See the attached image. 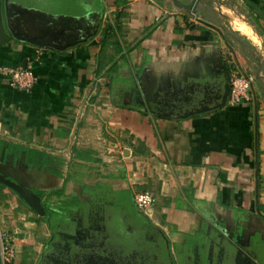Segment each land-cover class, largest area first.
I'll return each instance as SVG.
<instances>
[{"label": "crops", "instance_id": "0c3cea01", "mask_svg": "<svg viewBox=\"0 0 264 264\" xmlns=\"http://www.w3.org/2000/svg\"><path fill=\"white\" fill-rule=\"evenodd\" d=\"M8 1L7 16L0 0V67L29 64L38 82L20 90L0 73V183L51 196L63 189L61 196L81 201L95 185L97 193L107 192L116 221L132 225L144 218L166 233L181 264L246 260L238 251L242 241L264 225V46L251 61L246 43L222 32L212 6L221 26L195 19L201 27L190 29L185 16L194 19L171 9L169 0H127L122 23L133 43L112 37L116 47L106 51L113 57L106 70L114 66L98 74L104 18L117 12L116 0L111 11L102 0L82 14ZM252 1L264 10V0ZM202 2L205 9L210 1ZM239 20L237 30L262 45ZM259 25L264 32V17ZM12 30L49 45L22 41ZM228 53L255 80L250 101L231 105L229 93L220 106L227 83L222 55ZM144 191L156 198L152 218L135 203ZM0 196V229L10 216L18 226L39 227L41 212L26 214ZM37 237H27L30 252L16 264L34 253L38 242L30 248L29 241ZM262 242L256 236L257 248Z\"/></svg>", "mask_w": 264, "mask_h": 264}, {"label": "rangeland", "instance_id": "374dc122", "mask_svg": "<svg viewBox=\"0 0 264 264\" xmlns=\"http://www.w3.org/2000/svg\"><path fill=\"white\" fill-rule=\"evenodd\" d=\"M114 1L115 0H106L108 11H111L110 10L111 7L115 6V5L113 6ZM181 1L189 2L191 0H181ZM202 1H210L209 5L206 6L208 9L207 8L205 9L208 11L211 6L213 7V9L221 17L223 27L228 32L227 35L229 37L233 36L235 38L242 39L243 43H246V48L249 50V52L252 55L251 61L256 62L257 58L260 55L258 49L264 46V32L263 30L261 31L260 28H258L255 25L256 23L255 19L252 16L251 10L246 4L245 0H200L197 6V11L198 9L202 8L201 7V5L203 4ZM41 4L42 6L47 7L49 10L51 9L57 10L58 7L60 6V4L57 7L54 4L50 5L48 1L43 2ZM116 13L117 12H113V11L108 12V16L104 18L106 20L107 26H109L112 23V21L115 19ZM234 18L241 19L242 24L244 26V32H246L249 35L255 34L254 35L255 37L253 38H255L257 42L261 41L262 45L256 43L248 35L237 30V28H241L242 26L238 24V21L237 22L234 21ZM192 19H194L193 20L194 22L198 23V21L195 20L196 17H192ZM124 21H127V20H124ZM244 24H246V27ZM120 27L122 30L115 32L114 34L111 33V36L117 39L116 41H120V42L124 41L126 43L130 41L131 43L129 44H132L133 40H130V39L128 40V38H125V37H128V35L125 34L127 32V25L126 24L123 25V23H121ZM246 30H249V31L247 32ZM222 37L223 39L226 40L224 43L225 45H227V36L224 34L222 35ZM229 52H231V50ZM224 56L226 59L224 58ZM222 58L225 59V64H227V66L229 67V73H228L229 84H230V75L232 71H239V73H242V74L248 73V72H245V70L240 69L238 66H236V63H238L239 61H236L233 58V55L231 53L222 55ZM106 193L107 192L105 191H100L99 193H97L95 185L89 186V190L87 192L86 198L82 197L83 198L82 201L80 197L77 195L61 196L62 194H53L51 196V195H41L40 193H36L37 198L34 200V203L38 202L39 200L42 207L45 205V203H47L52 207V209L57 210L60 213V216L53 219V223L50 224L44 219L43 212H41L42 218L39 221L40 225L38 228H37V225L33 226L31 224H29L26 227L24 223H23V226H20V225L18 226L19 223L18 224L16 223L17 219L15 220L13 216H10V217L8 216L9 217L7 218L8 223L4 227V230L9 233L12 241L16 244L17 248L22 249V256L20 257V259L16 260L15 262L20 261L21 259H24L25 257L24 254L27 255L30 252L28 251L25 245L26 244L25 240H27V237L33 236L34 234H35V237L38 236L37 238L44 237L48 239L54 229V230H57L56 234L60 236V239H65V237H67V239H70L68 237H73L68 232H65V231H72V232L75 231L74 237L83 235L85 236V238L90 236L96 241H98V239H101V234H104L105 227H106L105 217L108 215V213L110 214V211L107 210L108 206L110 205L106 203V201H110V200L108 198V194L106 195ZM142 219H138L136 223L132 224L133 226L131 227L133 230L140 229L139 224H140V220ZM25 220H28V218L26 217ZM25 220L22 219V221H25ZM144 222L146 221L143 220L141 222V225H143V227H144ZM145 228L147 229V227ZM124 230H126V227ZM22 231L24 232V237L23 235H21ZM138 238L139 237L135 238L136 239L135 242L138 240ZM36 242H38L37 246L33 250L34 252L33 254L35 255V257H37L41 253V249H42V244H40L41 242L38 240H36ZM63 243L64 241L61 242L60 244L64 245ZM56 244L58 247L57 242ZM238 251L242 252V248H240ZM15 262L14 264H16Z\"/></svg>", "mask_w": 264, "mask_h": 264}, {"label": "flooded vegetation", "instance_id": "af4514ba", "mask_svg": "<svg viewBox=\"0 0 264 264\" xmlns=\"http://www.w3.org/2000/svg\"><path fill=\"white\" fill-rule=\"evenodd\" d=\"M143 220L145 219L140 220L139 224L141 230H133L131 227L133 225L121 223L115 235H112L107 224L104 234H101V239L98 241L90 236L74 237L75 231H65L74 237H68L70 239L67 237L60 239L59 235L52 232L48 238L49 241L41 243V253L37 257L33 253L29 254L24 264H181L169 244L166 233L153 226L150 221L145 220L143 227L141 225ZM125 227L126 230H124ZM261 229L254 233L255 237H249L248 242L242 241L246 260H243L241 264H264L260 258H257L260 255L259 250L264 253L263 224ZM256 236L263 241L258 248L255 246ZM136 237L139 238L135 242ZM62 240L64 245L60 244ZM21 255L22 252L19 258ZM221 259H223L221 256L217 258L219 261ZM208 262L209 260L205 261L204 258L199 261V264H208Z\"/></svg>", "mask_w": 264, "mask_h": 264}, {"label": "trees", "instance_id": "16d2710c", "mask_svg": "<svg viewBox=\"0 0 264 264\" xmlns=\"http://www.w3.org/2000/svg\"><path fill=\"white\" fill-rule=\"evenodd\" d=\"M10 1H18L26 6H30V7H41L43 2L48 1V3L50 5L54 4L56 5V7L60 4V6L58 7L57 10H52L51 11H55L56 13H72V14H82L83 11L85 10H90L91 8L93 9H97L99 8L100 4L102 3V0H10ZM170 2V8L175 10V11H181L184 10L182 8H180L179 6L175 5L173 3L172 0H169ZM246 4L248 5V7L251 10V14L255 19V25L258 28H261L259 25V19L261 17H264V10L261 9L255 2H253L252 0H245ZM115 4L117 5V13L115 16V19L112 21V23L107 27V29H105V38H104V44H103V54L102 56L99 58V67H98V74H102V72L104 70L107 69V66L112 62L113 57L109 54L107 55L106 51L108 48H110L111 46H113V48L115 49V45H112V36H111V31L108 32V29H110V27H112L115 24H119V26L117 27V30H122L120 28V25L123 21L124 18H126V12H125V8L127 6V0H116ZM42 8H47L45 6H42ZM48 9V8H47ZM208 9V8H207ZM49 10V9H48ZM256 13V14H255ZM214 10L210 7L209 10L207 11L206 9H198L197 11V17L198 20L200 21L201 24H207L208 26H215V27H219L221 26V21L214 16ZM211 15V16H210ZM185 21H186V25L187 28L190 29H197L199 27H201L200 23H195L193 21L190 20L189 17L185 16ZM220 29H222V32H227L226 29H224V27H220ZM118 44V46L120 45L118 42H116ZM228 44H232V42H228ZM231 48L236 51V49H234L233 44L231 45ZM113 50V49H112ZM122 50V46L120 47L119 51ZM114 65H112L108 70H106V72H111V69ZM223 68L225 69V72L227 74V82L229 83V67L226 66L224 64ZM63 185H66V183H63ZM0 192H3V194H5V196L7 198H9L11 201H17L19 203V210H22V212L29 214L30 212L37 214L38 212L32 208L23 198H21L19 196V194L12 189L11 187H9L6 184H2L0 183ZM64 190H58L55 191L54 193L57 194H63ZM112 213V211H110V214ZM114 213V212H113ZM111 214L112 219H108V227L109 230L111 231L112 235L116 234L117 228L120 227L121 225V220L116 221V219H118V216L115 217L114 214ZM43 215H44V219L52 224L53 223V219L57 218L60 216V213L57 210L52 209V207L49 204H46L43 206ZM115 217V218H114ZM34 218V217H32ZM35 219V218H34ZM53 232L56 234L57 230L53 229ZM36 240L45 243L48 242L49 239L47 238H37L35 240H30L29 241V247L32 248V246L34 245V243L36 242ZM49 246V245H48ZM264 257V254L263 256ZM264 262V260H263Z\"/></svg>", "mask_w": 264, "mask_h": 264}, {"label": "built area", "instance_id": "2783aa9c", "mask_svg": "<svg viewBox=\"0 0 264 264\" xmlns=\"http://www.w3.org/2000/svg\"><path fill=\"white\" fill-rule=\"evenodd\" d=\"M106 17L108 14L105 15ZM0 73L8 78L9 85L20 90H31L38 82V77L33 66H8L0 67ZM255 80L254 75L242 74L239 71H232L230 75V97L229 104H239L250 101L252 98L251 87ZM1 197V196H0ZM155 195L150 191L135 194V203L138 209L149 218H152L151 208L155 202ZM21 249H18L12 241L9 233L0 229V259L1 264H14L19 258Z\"/></svg>", "mask_w": 264, "mask_h": 264}, {"label": "water", "instance_id": "95a60500", "mask_svg": "<svg viewBox=\"0 0 264 264\" xmlns=\"http://www.w3.org/2000/svg\"><path fill=\"white\" fill-rule=\"evenodd\" d=\"M172 1H173V3L175 5L179 6L182 9H184L189 15H191L192 17H196V19H198L196 14H197V6H198V3L200 2V0H191L189 2H183L181 0H172ZM8 4H9V1L6 0L5 12H6L7 16L9 15V12H8V6L9 5ZM13 33H14V35L16 37H18L17 34L14 31H13ZM18 38L20 40H22V41L30 42V43H33V44H36V45H39V46L49 45V43H47V42L38 41L36 39L21 38V37H18ZM56 48H58V47H56ZM23 66L25 67L26 65H23ZM230 90H231L230 84L227 82L225 84V92L223 94V101L220 104V106L227 104V98L229 96ZM5 182L8 185H10L13 189H15L19 193V195L25 201H27L28 204H30L36 211L43 212V207H42L41 203L39 202V200H38V202L34 203V200L37 197H36V194L31 189L22 187V186L16 184L13 181H10V180H5Z\"/></svg>", "mask_w": 264, "mask_h": 264}, {"label": "bare ground", "instance_id": "6f19581e", "mask_svg": "<svg viewBox=\"0 0 264 264\" xmlns=\"http://www.w3.org/2000/svg\"><path fill=\"white\" fill-rule=\"evenodd\" d=\"M239 22L241 23V25H243L242 22H241L240 20H239ZM244 25H245V27H246V24H244ZM246 29H247V28H246ZM246 31L248 32L249 30H246Z\"/></svg>", "mask_w": 264, "mask_h": 264}]
</instances>
